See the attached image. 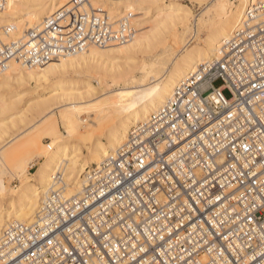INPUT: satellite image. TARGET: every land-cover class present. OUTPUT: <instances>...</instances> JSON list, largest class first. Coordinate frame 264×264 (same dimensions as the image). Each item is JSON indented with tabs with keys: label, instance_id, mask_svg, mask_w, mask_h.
Wrapping results in <instances>:
<instances>
[{
	"label": "built area",
	"instance_id": "1",
	"mask_svg": "<svg viewBox=\"0 0 264 264\" xmlns=\"http://www.w3.org/2000/svg\"><path fill=\"white\" fill-rule=\"evenodd\" d=\"M260 10L264 0H253L221 58L132 126L87 174L80 195L67 198L60 181L33 221L0 222V264H264ZM131 19L71 0L20 39L4 40L12 29H0V73L12 60L43 67L128 43L137 34Z\"/></svg>",
	"mask_w": 264,
	"mask_h": 264
},
{
	"label": "bare ground",
	"instance_id": "2",
	"mask_svg": "<svg viewBox=\"0 0 264 264\" xmlns=\"http://www.w3.org/2000/svg\"><path fill=\"white\" fill-rule=\"evenodd\" d=\"M70 1L51 0L46 6L42 3L43 0H7L6 7L0 12V29L10 26L12 31L7 37L4 36V40L20 39L27 31L40 25L43 20ZM120 1L123 0L110 1V5L113 9L119 8ZM136 1L149 4L160 28L172 32V43L162 41L159 50L151 53L148 61L144 60L140 65L138 72L140 76L136 73L137 75L126 78L128 71L113 65L105 67L99 59L98 62L89 60L100 58L103 53L119 51L116 44L103 48L90 47L89 58L81 52L61 57L43 67H27L12 60L7 70L0 73V86L13 80L17 82L34 78L48 80L58 74L62 77L69 68L76 69L80 66L84 70L93 69L110 77L124 79L121 81L122 87L113 89L108 94L104 93L92 102L90 100L82 102L83 100L76 98L77 94L81 95L78 90L81 85L89 89L87 92L93 91L90 81L68 82L60 77L56 84H51L52 99L56 101L55 106H58L48 108L45 106L47 104H44L43 107L40 105L36 109L39 110L40 116L45 115L47 111L51 116V118L48 116L50 119L42 126V133L51 143L43 145L41 140L30 139L28 148L31 153H27L25 157L18 153L6 155L0 149V174L12 179L16 177L20 181L17 186L8 187L0 192V222L33 221L43 198L49 192L58 189L60 181L63 183V192L67 198L80 195L87 174L125 142L132 126L146 120L163 107L171 98L176 86L197 71L201 65L221 58L253 2V0H236V3L231 0H195L204 8L200 18L192 22L191 14L185 6L162 3L161 0ZM93 3L100 6L96 0H93ZM36 6L40 8H35ZM133 11L135 10L129 2L120 11L110 15L117 20L129 15L135 27L136 16L132 17ZM27 13L29 14L26 15ZM263 15L264 10H260L258 16ZM28 16H34L32 21L29 22ZM136 26L139 29L143 27L141 24ZM193 39L194 45L191 46ZM101 99L105 101L100 102ZM14 108H17L14 101L8 102L0 97V114ZM84 111L90 112V116L94 117L89 126H86V133L81 132L79 126L80 121H83ZM62 113L68 118L73 117L70 132L60 130L59 119ZM33 163L37 166L35 173L30 171Z\"/></svg>",
	"mask_w": 264,
	"mask_h": 264
},
{
	"label": "rangeland",
	"instance_id": "3",
	"mask_svg": "<svg viewBox=\"0 0 264 264\" xmlns=\"http://www.w3.org/2000/svg\"><path fill=\"white\" fill-rule=\"evenodd\" d=\"M231 1L236 3V0ZM50 2L51 0H43L42 3H45L47 6ZM96 2L98 3V5L104 7L109 14L120 11L122 7L128 5L129 2H131L132 8L135 10L133 11L132 17L136 16L134 18L136 25L141 24L143 27L139 29L135 25V28L137 29L136 37L128 43L116 44V47L119 48V51H115L112 53H103L100 58L95 59H91L88 57L90 48L82 52L87 58H89L91 62H98L97 60L99 59V62L103 63L105 67L113 65L114 67L121 68L124 71H128V77L126 76V78L137 74H139L138 76H140V73H138L140 72V65H142L144 60L148 61V57L159 50L158 48L162 46V41H166L168 44L172 43V32L168 29L160 28V24L158 23V20L155 19L154 12H152L153 9L149 7V4H145L136 0H123L119 2V8L113 9L112 5H110V1L108 0H96ZM161 2L175 3L185 6V8L191 14L190 16L192 22L200 18V14L203 12L204 8V6H200L198 3H196L195 0H161ZM35 8H40V6H36ZM28 14L29 13H27L26 15ZM33 17L34 16H28L29 22L32 21ZM190 45H194V39L191 41ZM102 73L101 71L97 72L93 69L84 70V68L81 69L80 66L76 69L75 67H71L65 72V74L62 75L61 73V75L65 79V81L68 82H75L79 80H82L84 82L90 81L93 91L87 92V90L89 89H86L85 86L81 85L78 89L80 91L79 94L81 95L77 94L78 96L76 95V98H79V100L81 101L83 100L82 102H89V100L90 102H92L102 94H108L113 89H119L123 86V82H121L124 80L123 78H114L107 76V74H104V72ZM60 77L61 76L58 74L55 76H51L48 80H39L37 78L25 79L21 82L13 80L8 84H2L0 86V97L8 100V102L14 101L17 107L13 110H9L0 114V149L6 155L18 153L19 155H23V157H25L27 153H31L30 149L28 148L30 139H36V141L41 140L43 145H48L51 143L50 140L45 138L44 133H42L43 124L47 120H49L51 116L49 115L48 111L46 112L47 115H43L44 117L40 116L38 114L39 110L36 111V109L38 106H42L44 104H47L45 106H48V108L51 106L52 108L58 106H55L54 104L56 101L53 100L54 98L52 99L53 93L50 92V86L51 84H56L58 82L57 80ZM222 84L223 83L221 80H217L215 81L214 86L217 88ZM223 94L226 98L231 97L230 92L227 90H225ZM77 101L78 100H76V102ZM103 101H105V99H101L100 102ZM89 113L90 112L88 111L83 112V121H80L79 123L81 132H87L86 126H89L91 120L94 118L93 116H90ZM40 120H42V122ZM72 120L73 117L68 118L64 113H62L59 119V121L61 122L60 130L65 133L70 132L72 128ZM34 165L35 164L33 163L30 168V171L32 173H35L37 170V166ZM19 182V179L16 177H13L12 179V177L0 174V192H3L8 187L17 186Z\"/></svg>",
	"mask_w": 264,
	"mask_h": 264
}]
</instances>
